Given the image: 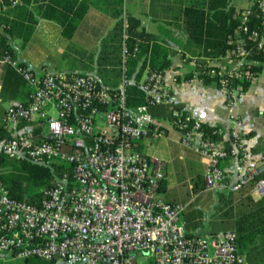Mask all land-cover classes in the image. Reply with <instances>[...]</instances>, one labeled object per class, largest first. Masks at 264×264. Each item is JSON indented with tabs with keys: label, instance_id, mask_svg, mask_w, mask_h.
I'll return each mask as SVG.
<instances>
[{
	"label": "built area",
	"instance_id": "built-area-1",
	"mask_svg": "<svg viewBox=\"0 0 264 264\" xmlns=\"http://www.w3.org/2000/svg\"><path fill=\"white\" fill-rule=\"evenodd\" d=\"M255 4L264 28V0H252L239 10L240 23L228 37L225 54L198 64L197 73L212 77L230 104L242 95L238 87L230 88V80L254 82L257 77L252 67L259 62L251 56L248 40L264 54V32L248 24ZM128 28L124 11V62L137 51L136 45L132 51L126 45ZM1 61L15 68L30 92L26 103L6 109L0 155L64 163L70 171L44 190L37 203L11 197L0 181V255L37 257L48 264H248L234 230L187 231L183 212L188 203L171 202L162 192L163 161L137 148L140 139L165 133L153 110L175 102L165 70L147 72L141 81L146 102L132 108L126 102L124 66L119 84L110 87L90 71L36 74L9 55ZM34 119L43 131L21 129L22 122ZM241 122L232 114L226 128L212 126L209 133L200 118L187 113L168 120L182 142L206 159L205 190L234 192L251 185L253 193L264 197V178H258L264 160L251 153ZM226 159L234 161V179L222 166Z\"/></svg>",
	"mask_w": 264,
	"mask_h": 264
},
{
	"label": "trees",
	"instance_id": "trees-1",
	"mask_svg": "<svg viewBox=\"0 0 264 264\" xmlns=\"http://www.w3.org/2000/svg\"><path fill=\"white\" fill-rule=\"evenodd\" d=\"M134 1V0H130ZM150 11L154 18H169L172 22H183L184 32L187 34L188 45L196 48L192 54L198 63H205L203 59H219L228 48V37L239 25V10L232 3L234 0H151ZM155 4L164 7L162 11L154 13ZM166 5V6H164ZM88 3L81 0H0V57L9 55L17 59L14 48L9 39H20L25 44L34 32L39 19L52 20L57 23L62 34L71 38L78 28L81 20L88 10ZM248 24L250 27L259 28L264 32L258 14L260 9L257 4L253 6ZM162 12H165L164 16ZM129 28L126 45L132 51L137 46L134 56L129 54L124 62L126 84V102L129 107L135 108L146 102V94L141 88L143 71H161L171 65L169 55L171 49L166 41L158 40L153 34L142 27L140 20L128 16ZM122 19L116 12V22L110 33L102 41V46L95 58L98 71L103 74L102 81L110 87H116L119 82L120 66L122 64ZM252 47V57L259 62L252 69L256 76L264 67V54L253 49V41L248 40ZM93 58V56H91ZM199 57L203 58L200 59ZM91 58V59H92ZM19 63L24 65L23 62ZM26 66V65H24ZM86 69V66L84 67ZM205 81L213 78L204 73L198 74ZM217 77H215L216 79ZM252 82L240 81L236 78L229 82L230 88L238 87L240 92H245ZM30 92V90H29ZM154 114L175 117L172 107L161 106L153 109ZM185 113H182V117ZM202 129L212 132L215 128L206 123ZM40 128L35 133L40 132ZM4 136L5 133L0 130ZM260 150V149H259ZM261 159L264 160V148L261 150ZM70 167L64 163H33L25 158H10L6 154L0 155V181L8 190L11 197L37 203L43 191L53 186L56 179L64 172H69ZM264 178V171L258 178ZM222 220L226 227H230L237 235V245L242 253H253L254 258L264 261V197L254 198L246 189H241L234 200L232 195L222 194ZM187 217V215H186ZM14 258L12 262L0 259V264H48L37 257Z\"/></svg>",
	"mask_w": 264,
	"mask_h": 264
},
{
	"label": "crops",
	"instance_id": "crops-1",
	"mask_svg": "<svg viewBox=\"0 0 264 264\" xmlns=\"http://www.w3.org/2000/svg\"><path fill=\"white\" fill-rule=\"evenodd\" d=\"M81 1L88 3L89 6L85 16L74 32L72 40L66 38L62 34L60 26L54 21L39 19L33 34L25 44L22 45L20 39H9L11 46L14 48L17 60L23 62L28 69L36 74H43L46 71L62 70L93 72L94 70L86 71L78 68L77 65H70L65 69H59L58 63L61 61V57L64 55L70 42L80 45L82 48L88 49V51L92 53L99 52L103 39L107 37L114 27L116 12L120 13V19H122V14L125 11L127 17L129 15L137 17L146 32L153 34L158 40L166 41L171 49L169 55L171 65L164 69V78L165 81L171 85L175 96V102L170 106L173 108L174 113H187L191 118H200L203 123L211 126H222L224 128L228 125L230 115H239L242 121L240 128L251 153L255 158H261V150L264 148V107L259 109L257 105H253L250 99H247L246 93L261 80L262 71L254 82L249 85L247 90L242 93L238 101L234 104H230L228 94L222 91L213 81H205L198 75L197 70L199 63L197 58L192 56V54L196 52V48L188 45L187 49L184 50V46L187 43V34L184 32L183 22L174 23L169 18H154L153 13L150 11L152 4L151 0ZM235 1L236 0L232 3L239 10L249 5L252 0H246V3L239 8L235 4ZM155 6L154 13H158L164 8L157 4H155ZM165 14L167 13L162 12L161 16ZM0 33H3L2 28H0ZM90 37L94 39L88 42ZM121 57L122 64L120 66V75H122V68L124 66L122 51ZM1 58L2 57H0V130L6 134L7 131L4 126L6 109L12 104L26 103L30 87L15 68L2 62ZM199 58L203 59L201 57ZM203 60L207 61L209 59L205 58ZM94 65V69L96 68L94 73H96L98 67L97 64ZM173 71H175V77ZM147 72L146 68L143 71L141 81L146 78ZM174 78H176V81H174ZM99 79L102 81L100 77ZM120 80L121 78H119L118 82H120ZM102 83L104 82L102 81ZM154 115L161 122L162 126L166 127L165 133L156 139L153 137L140 139L137 148L143 154L159 158L163 161L166 178L162 186V192L165 198L175 203H188L187 206H189L191 199L182 203L173 201L167 195V191L170 190L172 185L170 175L172 173L171 170L174 160H180L184 169L190 166L196 167L195 172H197V176L195 182L190 184V188L193 191L197 188L199 193V191L205 190L204 173L206 170V159L192 144L182 142L180 133L169 126L168 120L170 117L161 116L159 113ZM20 126L21 129L27 132L35 133L39 128L42 131L44 130L41 121L37 119L24 121ZM222 166L225 168L230 178L234 179L236 176L234 161L226 159L222 162ZM191 175L193 174H184V178L187 179ZM194 177L195 176H191L190 180L194 179ZM242 189L248 190L256 199L261 198L252 192L251 185ZM239 191L214 193H220V196L222 194H231L234 200V196H236ZM220 196L217 194V202L219 203ZM187 212L188 210L186 207L183 220L187 231L198 234L206 233L198 230L194 222L188 221L186 217ZM243 254L248 264H255L257 262V258H254L253 253ZM0 259L5 262H12V260H14V258L6 254L0 255Z\"/></svg>",
	"mask_w": 264,
	"mask_h": 264
},
{
	"label": "rangeland",
	"instance_id": "rangeland-1",
	"mask_svg": "<svg viewBox=\"0 0 264 264\" xmlns=\"http://www.w3.org/2000/svg\"><path fill=\"white\" fill-rule=\"evenodd\" d=\"M246 3V0H236L235 4L237 7H241ZM74 36V35H73ZM72 36V37H73ZM72 37L69 38L72 40ZM94 38H89L88 42L93 41ZM83 50V52H82ZM97 53H92L88 51V49L82 48L80 45H76L73 42L69 43L68 48L64 55L61 57V61H59V69H65L70 65H77L78 68L83 70H94L95 58ZM93 56V58L91 57ZM92 58V59H91ZM79 65H78V64ZM83 64V66H82ZM86 66V69L84 68ZM96 74L100 78L103 74H100L98 69ZM254 87V88H253ZM250 88L246 93L247 99H250L253 105H257V108L264 107V69L261 73V80ZM256 108V109H257ZM258 111V110H257ZM196 167L190 166L186 169L183 168V165L180 160L175 159L173 163L172 173H171V181L172 185L170 190L167 191V195L173 201L176 202H186L190 200L189 206H187V219L189 222H194L197 225L198 230L204 232H212L217 230H230V227H226V222L221 219L222 218V203L217 202V194L213 191L201 190L198 193V189L195 188L193 191L190 188V184L195 182L197 172H195ZM193 174L191 176H195L194 179H191V176L187 179L184 178V174ZM184 217V212H183ZM257 262L255 264H264V261H260L256 259ZM138 264H143V262L138 261Z\"/></svg>",
	"mask_w": 264,
	"mask_h": 264
}]
</instances>
